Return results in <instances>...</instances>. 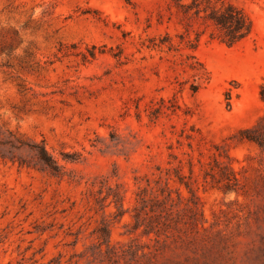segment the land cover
I'll return each instance as SVG.
<instances>
[{
    "label": "rangeland",
    "instance_id": "1",
    "mask_svg": "<svg viewBox=\"0 0 264 264\" xmlns=\"http://www.w3.org/2000/svg\"><path fill=\"white\" fill-rule=\"evenodd\" d=\"M227 1L252 36L195 48L167 0H0V264H264V152L240 140L264 117V0ZM167 183L175 222L147 234L139 194Z\"/></svg>",
    "mask_w": 264,
    "mask_h": 264
},
{
    "label": "trees",
    "instance_id": "2",
    "mask_svg": "<svg viewBox=\"0 0 264 264\" xmlns=\"http://www.w3.org/2000/svg\"><path fill=\"white\" fill-rule=\"evenodd\" d=\"M167 1L169 9L174 11L180 24L187 33L182 35L180 44L186 43L187 45H195L196 48L200 43L202 35L208 34L211 40H217L232 47L250 38L254 32V23L249 14L244 9L227 0ZM191 27H196L195 38L194 40H186L185 35H189L188 32ZM151 47L160 49L167 47L169 50H172L176 48V43L167 33L166 36L160 39V43H157L156 39H153ZM188 66L193 70L197 79H208V72L202 64L198 66L189 64ZM192 88L194 91L198 90V86L193 85ZM260 95L264 102V85H262ZM240 136L242 142L255 143L264 152V117L254 127L242 131ZM29 148L30 151L34 153L37 160L36 166L39 165L41 169L48 170L53 174H59L60 166L57 160L49 153L45 144H34L30 145ZM186 186L192 194L191 200L196 210L198 209L200 199L189 185ZM141 193L142 195L139 194L138 198V203L141 204L140 214L144 213L146 216L153 218L154 222H156L155 225L153 224L154 222L146 224L144 231L147 234L155 233L159 235L161 231L164 230V227L167 226L165 221H174V213L177 204L173 197L174 191L171 189L169 183H167V185L161 187L158 193L153 197H146L147 189L142 190ZM176 193L177 197L181 200V192L176 191ZM152 195L154 194L152 193ZM111 196L114 198L112 202L117 206L119 215H123L122 196L118 193L108 191L105 199H109ZM150 202H154V204L150 206ZM152 213L155 215L154 217H152ZM138 215L135 216V225L137 228L144 224L141 223L143 222V218ZM100 232L99 238L101 245L104 244L110 247L109 229L103 225Z\"/></svg>",
    "mask_w": 264,
    "mask_h": 264
}]
</instances>
